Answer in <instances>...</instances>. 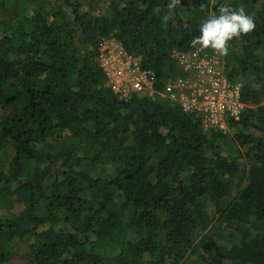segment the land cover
Returning a JSON list of instances; mask_svg holds the SVG:
<instances>
[{"label": "trees", "instance_id": "trees-1", "mask_svg": "<svg viewBox=\"0 0 264 264\" xmlns=\"http://www.w3.org/2000/svg\"><path fill=\"white\" fill-rule=\"evenodd\" d=\"M10 1L0 0V245L24 246L31 264H179L189 253L264 264V0H179L170 16L171 0ZM224 5L256 25L225 58L229 78L247 80L248 107L229 129L260 133L239 132L237 155L176 105L119 100L96 62L114 38L158 90L173 51L192 50ZM216 213L238 224V241L206 235Z\"/></svg>", "mask_w": 264, "mask_h": 264}, {"label": "built area", "instance_id": "built-area-1", "mask_svg": "<svg viewBox=\"0 0 264 264\" xmlns=\"http://www.w3.org/2000/svg\"><path fill=\"white\" fill-rule=\"evenodd\" d=\"M199 46L174 56L176 71L155 90L156 78L142 69L140 58L114 38L102 39L96 62L105 86L121 101L133 96L158 98L176 105L185 114L196 115L205 131L226 134L246 109L242 85L229 78L225 56Z\"/></svg>", "mask_w": 264, "mask_h": 264}, {"label": "rangeland", "instance_id": "rangeland-1", "mask_svg": "<svg viewBox=\"0 0 264 264\" xmlns=\"http://www.w3.org/2000/svg\"><path fill=\"white\" fill-rule=\"evenodd\" d=\"M52 4L56 3L57 0H49ZM220 0H210L211 6H215ZM231 1V0H228ZM11 1L7 0V4H10ZM168 16L171 15L172 10H168ZM75 43L77 47H82L81 45V38L79 36L76 37ZM84 49V48H83ZM180 51H173L172 55L174 56ZM226 58V56H225ZM237 82H239L242 86L247 81L246 78H236ZM253 88L258 89V85L254 84ZM247 106V105H246ZM248 107V106H247ZM239 132H243L245 134H252L254 136H259L260 133L253 131L251 129L246 130H238V128H230L229 131L225 134V138L220 140L218 142L219 146L223 148L224 152L226 154L231 155H237L238 154V145L234 142V138L237 134H241ZM243 152V149L240 150ZM245 164L241 165L242 168H246L248 166V163L245 161ZM3 165V164H2ZM1 166V165H0ZM245 182L242 184L244 186ZM236 194V190L234 188L231 189L230 192V198L234 197ZM228 201V199H226ZM20 210L19 207H17L16 212ZM219 215L216 213L214 214L212 224L210 228L208 229L206 235L211 237L217 245H229L232 241H238L239 234L237 233V228L239 227L238 224L232 223L229 225H226L222 223L220 220H218ZM231 235V237H229ZM5 247V248H4ZM0 245V251L3 250L6 254V259L4 262L0 264H31L26 255V248L24 246L20 245L19 243H16L15 241H12L5 246ZM179 264H202L200 262V259L198 258V255L196 253H189L185 256V258L179 263Z\"/></svg>", "mask_w": 264, "mask_h": 264}, {"label": "clouds", "instance_id": "clouds-1", "mask_svg": "<svg viewBox=\"0 0 264 264\" xmlns=\"http://www.w3.org/2000/svg\"><path fill=\"white\" fill-rule=\"evenodd\" d=\"M177 3L179 0H171L168 8L173 9ZM217 12L218 14L210 13L200 24V35L191 41V46L194 48L199 46L197 50L211 48L215 53L226 56L228 42L249 33L256 25L254 18L246 14L243 7L233 10L230 6L224 5L219 7Z\"/></svg>", "mask_w": 264, "mask_h": 264}]
</instances>
